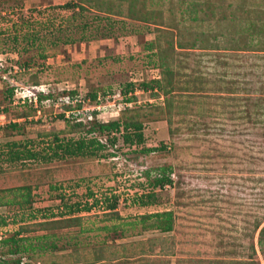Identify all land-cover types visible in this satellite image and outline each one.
I'll list each match as a JSON object with an SVG mask.
<instances>
[{"label": "rangeland", "instance_id": "obj_1", "mask_svg": "<svg viewBox=\"0 0 264 264\" xmlns=\"http://www.w3.org/2000/svg\"><path fill=\"white\" fill-rule=\"evenodd\" d=\"M130 2L0 0V242L17 235L28 247L14 254L0 243V259L264 264V0H137L134 11ZM185 38L195 46L181 47ZM113 120L142 121L145 143L131 151L124 129L114 146L106 135L72 130L76 121ZM83 135L115 155L8 159L15 142L45 154L56 136ZM169 164L175 185L140 205L141 196L153 198L145 172ZM27 186L31 205L9 201ZM115 194L124 220L104 215ZM167 209L171 231L124 224Z\"/></svg>", "mask_w": 264, "mask_h": 264}, {"label": "trees", "instance_id": "obj_2", "mask_svg": "<svg viewBox=\"0 0 264 264\" xmlns=\"http://www.w3.org/2000/svg\"><path fill=\"white\" fill-rule=\"evenodd\" d=\"M130 6H129V11H134V7L136 6V2L137 0H130ZM190 4H196L195 0H189ZM144 5L147 4L146 1L143 2ZM66 5H70V4H66ZM239 2H238V6H239ZM65 6V5H63ZM209 12L211 14L214 13V8L212 6H209ZM244 13H246V15H251L252 13H257L260 12V10H253V12L251 10L249 11H243ZM262 12V11H261ZM163 13V11H162ZM209 13V14H210ZM146 15V13H145ZM164 15V14H163ZM258 15V14H257ZM152 15H146L144 16V19L148 20V19H152L150 18ZM169 16V15H168ZM98 18L100 17L99 15L97 16ZM254 24V23H252ZM257 25V24H256ZM253 25L250 26V29H255L258 26H255L254 24V28H252ZM186 39V38H185ZM185 41V40H184ZM205 41V40H204ZM181 47H184L183 45H192L195 46V43L192 44H188V39H186V42L183 44L180 41ZM204 46H208L209 48H211L212 46H216V44H207L206 42L203 44ZM191 47V46H189ZM213 48V47H212ZM144 88H146V84H142ZM8 96H12L14 94V88H9L8 90ZM129 92V89H127L125 91V95H127V93ZM93 98L97 97V94H93L92 95ZM38 98V97H37ZM42 95L39 96L38 101L42 100ZM133 99V97H127L126 101L130 102ZM11 125L13 127H20L19 124H17V122L11 123ZM75 129L72 128V130H74V132L77 131H81V132H85L86 134H93L98 132L99 135H106L108 138V144H111L112 146L117 144L118 141V134L120 131H122L124 129L123 132V142L130 147L131 151H137L136 149H132V146L134 145H143L145 143V136H144V124L142 121L140 120H130V121H121V120H113L107 123L104 122H93L90 125L85 124L83 121H76L75 124ZM55 141L57 142L55 144V147L52 148V152L50 153H42V152H38V151H32V148L30 147H25V149H21V145L17 142H15V144L13 145V147L15 146L14 150L10 151V156L8 157V159H10L11 161L15 162L18 160H44V161H57V160H65V159H71V158H75V157H83V158H106V157H110V155L114 156V152H104L107 149L108 144L105 142H102V140H100L98 137L96 136H91L88 137L86 135H83L81 137L78 138H70L67 140H64L62 138H59L58 136H56ZM17 146V147H16ZM12 147V148H13ZM163 148H166V145L162 146ZM152 150H156L155 147H148L146 148L145 146L142 147L141 151H152ZM2 158L0 157V160ZM174 173L173 167L171 164L169 165H165V166H161L158 167L155 170L154 175L151 174L149 171L145 172L148 181L153 189V191L148 195V196H152V200H144V198L141 196L138 201L140 203V205L142 206H147V204L153 202L156 199V195L157 193L155 192L156 189L161 188L163 189L166 186H174L175 185V181L172 178V175ZM26 189H28V192L25 194L23 193L20 196H17L16 199H12L9 200L11 203H18V205L20 204L21 206L25 207V206H29L33 203L34 201V197L31 196V191H32V187L31 186H27L25 187ZM118 195H113V200H110L111 197H108L106 203L110 200L107 212L104 214L105 217H107L108 220H111L113 218H117L118 220H124L125 218L122 217L121 213L117 210L118 208V200L119 197H117ZM19 197V198H18ZM55 197L59 198V200L63 203L65 198L64 194H57ZM77 205H80V202L77 203ZM73 206L68 205V212L74 213L76 211L79 210H89L91 208V206H88V204H86L84 207H77V208H72ZM78 218L74 217V218H70V219H66L64 221V223L67 225L69 224L70 221H76ZM174 210L172 209H167V210H163V211H158V212H150V213H144V214H140L138 215L135 219L131 218V220H128V222L124 223L127 225H133L135 228L137 226H142V228L144 229H148V228H154V229H161L162 231H171L174 227ZM71 222V223H73ZM261 221H257L254 225V229H257L259 227V225L261 224ZM2 224L5 225L6 224V220L2 219ZM120 226V225H118ZM118 226H114L112 227V230L114 232H117ZM121 227V226H120ZM109 228L108 226H105V229ZM122 229V228H121ZM19 233V232H18ZM21 234V233H20ZM19 234V235H20ZM46 237H48V235H45ZM22 238H19L17 235H13L12 237L9 238H5V240H2L0 243H4V244H9L11 243V245L14 247L11 250V253H19L22 252L25 253L26 251H28V247H26V245L22 242ZM39 240L42 241L41 236L39 237ZM22 244H21V243ZM45 241H42V244ZM260 244L263 246L264 248V226L261 228L260 230ZM255 250V249H254ZM21 257L20 258H14V259H10V258H2L0 259V264H21ZM257 264H260L259 262H254Z\"/></svg>", "mask_w": 264, "mask_h": 264}]
</instances>
